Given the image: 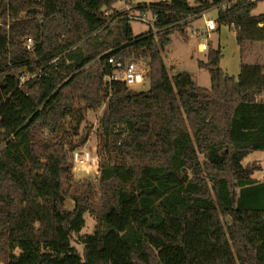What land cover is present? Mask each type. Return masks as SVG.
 I'll list each match as a JSON object with an SVG mask.
<instances>
[{
	"label": "trees",
	"instance_id": "16d2710c",
	"mask_svg": "<svg viewBox=\"0 0 264 264\" xmlns=\"http://www.w3.org/2000/svg\"><path fill=\"white\" fill-rule=\"evenodd\" d=\"M262 1L219 10V25L240 27L241 53L264 42V14H252ZM118 2L0 0L1 262L110 264L101 258L109 218L140 196L134 209L153 219L132 222L121 236L129 264H162L150 237H162L154 227L172 231L169 217L181 225L170 243L184 252V264H264V182L253 179L258 168L243 165L264 151V64L242 60L235 78L220 67L222 50L209 44L198 66L209 72L210 88L187 72L171 76L162 51L172 34L221 0L139 4L155 16V31L138 36ZM110 56L147 59L150 88L105 82ZM102 107L100 198L76 196L68 209L70 155L88 141L81 134L87 112ZM86 213L96 227L80 236L81 254L73 238Z\"/></svg>",
	"mask_w": 264,
	"mask_h": 264
},
{
	"label": "rangeland",
	"instance_id": "374dc122",
	"mask_svg": "<svg viewBox=\"0 0 264 264\" xmlns=\"http://www.w3.org/2000/svg\"><path fill=\"white\" fill-rule=\"evenodd\" d=\"M137 1L143 2V4L148 3L147 5H149L150 3H154L156 0ZM188 3L191 7H194L198 5V0H188ZM215 7L216 6H212V8L206 10L204 13V17L201 16L202 18L194 21L192 23V26L195 28L203 29L206 21H208L209 19L216 21L219 11L216 10ZM252 14H264V0L262 2H259L256 7H254V9L252 10ZM132 28L135 36L149 31V26L139 21H132ZM235 34L236 33L234 29L227 28L225 26H221L219 30L212 33L209 39L206 36L200 38H189V36H187L186 34L174 32L171 36V43L162 51V57L168 73L173 76L179 73L187 72L191 74L193 80L195 81V84L198 87L210 88L211 78L209 72L207 70L200 69L198 66V61L206 60V55L208 54V51H200L199 46L202 42L208 41V43L210 42V45H212L214 49L220 48L222 50L223 57L220 62V67L222 68V70L225 71L228 75L237 78L240 72L241 58L240 46L237 42ZM261 46L264 48V44L247 43L245 49L247 56H249V52L251 54L254 51L258 50ZM134 59L143 61L149 68V73L142 83L136 84L133 86V88L129 89H133L138 92L146 91L150 88V67L148 65L149 62L144 57L131 56L126 58V60ZM260 61L263 62L264 58ZM103 112L104 107L96 111L89 110L87 112L86 121L81 127V134L87 135L88 141L84 146L80 148L93 150L95 147H98L97 129ZM250 157H264V152H253ZM70 158L74 165L71 173V182L73 186L67 198V208L73 209V198L80 195L91 196V198L93 199V204H95L100 198V157L98 156V160L91 164L88 162H75V160H73L72 158V154L70 155ZM262 162V160H244L243 165H246L245 167H256L259 170ZM262 175H264V171L256 173L257 177ZM189 178L190 176H185L184 179L180 180L176 177H171L170 182L181 184L187 181ZM139 198L140 196H137L134 201L128 203L123 209L122 215L111 216L109 218V223L112 226V231L106 238V246L101 254V258L110 264H129L128 258L130 251L128 246L121 241V236L132 222L142 220L145 224H149L153 219V214L151 212H141L134 209L133 203ZM156 198L158 201H160V198L158 196H156ZM85 220V228L80 235H75L73 238V245L81 254L83 252V246L79 241L80 236L93 233L96 227V220L90 213L85 214ZM169 225L172 231L168 230L165 225L154 227L162 237H150V244L160 257L162 264H184V252L178 246L170 243L176 240L177 234L180 233L181 225L171 217H169ZM0 264H3L1 260Z\"/></svg>",
	"mask_w": 264,
	"mask_h": 264
},
{
	"label": "built area",
	"instance_id": "2783aa9c",
	"mask_svg": "<svg viewBox=\"0 0 264 264\" xmlns=\"http://www.w3.org/2000/svg\"><path fill=\"white\" fill-rule=\"evenodd\" d=\"M118 3L124 5V9L121 12L127 13V18L131 21H139L149 26V30L155 31V16L152 12L148 10H138L137 7L139 4L137 0H118ZM239 1H245L254 3L256 0H221V2L215 7L216 10L226 9L230 5H234ZM205 13V12H204ZM204 13L200 15L196 20L204 17ZM202 16V17H201ZM191 20V21H190ZM192 19H188L186 22L188 23L187 27L183 30V34L189 36V38L195 37L200 38L206 36L208 39L212 35V33L216 32L220 29L221 25L218 23V18L215 20L209 19L206 21L205 26L203 29L195 28L192 26L194 22ZM223 26V25H222ZM227 28H232L237 33L240 30V27H237L234 23L229 25H224ZM262 26V25H260ZM208 41L202 42L199 46L200 51L206 52L209 50ZM32 46V42L29 40L27 44V48L30 49ZM108 64L111 67L110 73L104 77L105 82L107 83H123L128 88H133L134 85L142 83L149 73V68L147 65L141 60H126L123 58H119L118 56H110L108 58ZM28 78L21 77V81L25 82ZM72 158L75 162L79 163H94L98 160L97 150L94 148L93 150H88L86 148H78L72 153Z\"/></svg>",
	"mask_w": 264,
	"mask_h": 264
},
{
	"label": "crops",
	"instance_id": "0c3cea01",
	"mask_svg": "<svg viewBox=\"0 0 264 264\" xmlns=\"http://www.w3.org/2000/svg\"><path fill=\"white\" fill-rule=\"evenodd\" d=\"M159 0H156L155 2H158ZM138 3H143V2H139L137 1ZM145 4V3H144ZM148 4V3H147ZM258 4V3H257ZM114 8L118 11H123L124 9V5L121 4V3H118L114 6ZM254 15V14H253ZM196 23V22H195ZM236 35V34H235ZM254 44H264V42H254ZM246 46L244 47L242 53H241V49H240V58H241V63H240V66L242 64V60L247 63V64H255V63H259V64H264V61H260L261 59L264 58V48L261 46L258 50L254 51L253 53L250 54V52L248 53L249 56H247L246 54ZM252 59V60H251ZM255 59V60H254ZM256 59H260V60H256ZM249 62H248V61ZM225 72V71H224ZM239 75V74H238ZM195 82V81H194ZM261 100H264V94H262L260 96ZM95 149L97 150V147H95ZM254 152H264V151H254ZM253 152H251L244 160H262L263 162L261 163L260 165V169L258 171H255V173L253 174V179L257 182H264V175L262 176H256V173H259V172H263L264 171V157H250L251 154ZM244 162V161H243ZM246 166V165H245Z\"/></svg>",
	"mask_w": 264,
	"mask_h": 264
}]
</instances>
